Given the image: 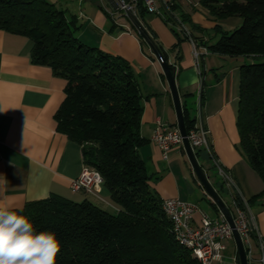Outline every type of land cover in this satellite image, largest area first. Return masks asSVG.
I'll list each match as a JSON object with an SVG mask.
<instances>
[{
  "label": "trees",
  "instance_id": "1",
  "mask_svg": "<svg viewBox=\"0 0 264 264\" xmlns=\"http://www.w3.org/2000/svg\"><path fill=\"white\" fill-rule=\"evenodd\" d=\"M198 3L217 22L213 31L220 36L213 43L193 34L201 29L186 14L174 15L176 3L161 8L160 17L178 42L181 34L189 35L197 47L212 53L257 58L239 68L236 148L264 185V0ZM134 11L139 20L148 12L140 0ZM230 16L240 18L239 26L222 31L218 21ZM184 22L190 25V33ZM77 28L73 18L46 0H0V29L30 39L31 62L49 67L65 80L64 98L54 113L56 130L80 146L83 163L99 172L102 189L117 212L112 214L89 200L75 202L56 195L15 210L28 216L38 231L57 234L62 245L57 264H201L171 234L161 199L150 186L152 177L138 155L144 143L143 105L131 66L121 57L80 42ZM130 28L138 35L131 23ZM201 101L200 95V105ZM182 113L188 132L194 118L183 105ZM194 152L199 158L200 149ZM263 196L264 187L258 194Z\"/></svg>",
  "mask_w": 264,
  "mask_h": 264
},
{
  "label": "crops",
  "instance_id": "2",
  "mask_svg": "<svg viewBox=\"0 0 264 264\" xmlns=\"http://www.w3.org/2000/svg\"><path fill=\"white\" fill-rule=\"evenodd\" d=\"M46 1L74 19L78 25L75 36L80 42L129 63L142 95L140 135L144 143L137 151L146 173L152 177L150 186L160 199L176 197L191 202L185 186V154L173 149L167 159H163L160 149L151 141L157 124L173 126L176 115L161 67L130 28L129 20L108 0ZM156 2L160 8L176 3L174 15L186 14L191 24L201 29L193 30V34L207 44L219 38L220 34L213 31L217 22L208 16L198 0ZM140 21L151 30L156 43L167 53L169 63L175 66L181 107L188 110L191 118L196 115L202 96L200 111L208 130V148L200 149L197 161L217 192L227 196L225 203L231 211L234 197L247 203L248 213L260 235L251 232L249 236L251 258L248 264L257 263L264 250V196L258 197L264 185L236 148L239 68L257 58L219 55L207 49L195 59L194 41L189 35L181 34L182 40L178 42L170 26L150 12H144ZM218 22L222 31H231L241 20L230 16ZM185 28L190 33V25L186 24ZM31 47L32 42L27 37L0 29V203L22 209L27 203L56 195L75 202L89 200L102 208L103 204L117 210L102 187L100 198L103 201L83 191H71L70 181L80 174L83 160L80 146L56 130L54 113L64 98L65 80L53 75L49 67L32 63ZM191 103L196 105L195 114L188 108ZM215 163L229 173L234 184L229 189L216 174ZM210 172L218 179L211 181ZM191 179L197 183L194 177ZM213 209L219 217L218 209ZM199 220L200 213L196 212L192 226H197ZM229 242L235 245L233 239L228 240L221 257L211 264H237L236 246L232 249Z\"/></svg>",
  "mask_w": 264,
  "mask_h": 264
},
{
  "label": "built area",
  "instance_id": "3",
  "mask_svg": "<svg viewBox=\"0 0 264 264\" xmlns=\"http://www.w3.org/2000/svg\"><path fill=\"white\" fill-rule=\"evenodd\" d=\"M115 1L118 9L124 15L126 10H131L135 13V6L139 0ZM140 1H142L148 12L161 16V8L156 0ZM205 50L204 47L200 49L194 43L195 59L198 58L200 52ZM200 107L201 105L199 104L197 113L194 116L193 127L188 132L186 131V138L193 152L198 149L208 148V130L203 124ZM182 139L183 137L178 127L176 125L170 126L166 123H158L151 137V141L160 149L163 159H167L168 153L173 149L184 151ZM214 166L222 183L228 189L233 186L229 173L216 163ZM69 187L72 192L83 191L103 201L100 198L102 178L98 171L84 163L80 174L70 181ZM230 205L233 207L231 214L234 228L242 241L248 262L251 258L249 236L251 232L258 234L257 227L253 217L248 213L245 201L238 202L233 198ZM161 210L170 222V232L176 242L187 249L191 256L201 264H211L212 260L220 258L221 252L225 248V243L233 239L232 228L221 213L219 217L211 219L200 212L194 203L182 201L176 197L161 199ZM196 212L200 213V220L197 226H192L193 216ZM257 263L264 264V250H262L260 257L257 259Z\"/></svg>",
  "mask_w": 264,
  "mask_h": 264
},
{
  "label": "clouds",
  "instance_id": "4",
  "mask_svg": "<svg viewBox=\"0 0 264 264\" xmlns=\"http://www.w3.org/2000/svg\"><path fill=\"white\" fill-rule=\"evenodd\" d=\"M61 242L52 231H38L32 220L0 203V264H57Z\"/></svg>",
  "mask_w": 264,
  "mask_h": 264
},
{
  "label": "water",
  "instance_id": "5",
  "mask_svg": "<svg viewBox=\"0 0 264 264\" xmlns=\"http://www.w3.org/2000/svg\"><path fill=\"white\" fill-rule=\"evenodd\" d=\"M108 2L114 8H117V3L115 0H108ZM124 15L129 20L131 25L135 28L138 35L146 43L150 53L154 56V58L157 60V62L159 63L161 67L162 73L166 79V82H167V85L170 91L171 99L173 102V107H174L175 115H176V126L178 127L180 134L183 137L182 141H183L184 152L191 165L194 176L198 180L199 184L204 189V191L208 194V196L210 197V200L215 204L218 211L223 215L225 220L228 222L229 226L232 228L233 240L235 242L236 253H237L236 263L237 264H248L242 241L239 237L238 232L234 228V223H233L230 207L222 200L220 194L209 182L204 169L201 167V165L197 161L195 153L193 152L186 138V128L184 125L182 107L180 103L178 90L175 84V66L169 63L167 53L160 50L155 40L148 33V31L146 30L144 25L141 23V21L138 19L136 14L133 13L131 10H126Z\"/></svg>",
  "mask_w": 264,
  "mask_h": 264
},
{
  "label": "rangeland",
  "instance_id": "6",
  "mask_svg": "<svg viewBox=\"0 0 264 264\" xmlns=\"http://www.w3.org/2000/svg\"><path fill=\"white\" fill-rule=\"evenodd\" d=\"M188 108H191V112L195 114L196 105H194V103L188 104ZM183 161H185V163L187 164L185 165L186 172H187L185 186H186V193L189 195L188 200L194 203L198 207L199 211L207 214L211 219H215L217 217V212L213 209L212 205L210 204L208 200L210 199V197L201 187L197 179L196 180L198 184L192 181L191 179V177H195V176L191 168V165L187 159L186 154L183 155ZM208 177L210 178L211 181L218 179V176H216L214 172H210V174H208ZM220 196L222 200L227 203V196L223 193H220ZM102 206L104 210L112 214L117 212V210L113 209L110 206H105L103 204ZM229 245L231 246L232 249H235V245L232 242H229ZM252 264H258V263L253 262Z\"/></svg>",
  "mask_w": 264,
  "mask_h": 264
}]
</instances>
